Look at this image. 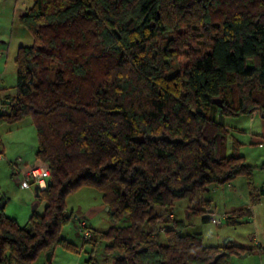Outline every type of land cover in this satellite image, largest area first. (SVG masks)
<instances>
[{"label": "trees", "instance_id": "obj_1", "mask_svg": "<svg viewBox=\"0 0 264 264\" xmlns=\"http://www.w3.org/2000/svg\"><path fill=\"white\" fill-rule=\"evenodd\" d=\"M18 21L31 42L17 48L0 122L31 121L35 162L50 176L43 211L25 224L0 209V264L74 252L59 231L73 220L65 197L80 187L100 192L113 224L89 226L85 264H227L252 250L207 246L156 208L186 199L187 210L208 212L211 186L251 183L240 143L208 112L264 118V0H34Z\"/></svg>", "mask_w": 264, "mask_h": 264}, {"label": "rangeland", "instance_id": "obj_2", "mask_svg": "<svg viewBox=\"0 0 264 264\" xmlns=\"http://www.w3.org/2000/svg\"><path fill=\"white\" fill-rule=\"evenodd\" d=\"M22 31L27 37H30L24 29ZM17 48L18 44L15 42L6 54L7 65L4 69L3 79L4 87L8 88L9 92L14 88L16 80L14 57ZM249 64L252 63L249 62ZM208 116L228 127L232 139L240 143L239 154L244 156L245 163L252 167L251 185H260L264 182V149L260 148L257 142L258 139H261L260 142L264 140V119L259 114L255 116V120H251V116L245 114L224 116L214 108L209 110ZM36 145L35 129L29 119L14 123L0 122V151L2 155L0 157V201H2L0 209L4 215L14 219L19 225L27 222L35 197L33 189L24 190L16 184L10 163L20 160L22 165H31L35 162ZM210 196H212V192L207 191L206 197L210 198ZM255 204L258 207L257 216L262 219V222L257 221L256 228L252 219L245 216H240L237 219L238 223L227 225L221 218L220 204H216L217 208L215 209L211 207L208 212L197 213L187 210V200L180 199L174 202L170 209L158 207L156 212L164 215L171 214L175 221L182 223L183 234L198 233L207 246H223L224 241L231 238V245L241 247L245 245L252 248L250 254H230L227 264H264V196ZM44 205V202L41 201L36 212L41 213ZM64 205L65 209L72 212L73 215L84 217L88 226L96 231H105L113 225L107 216L101 194L95 188L80 187L65 197ZM205 217L219 218L221 224L217 226L211 221H204ZM59 236L74 245L75 251H68L57 246L51 254L40 253L32 264H85V260L90 255V247L83 243L82 236L77 232L76 223L73 220L67 221L61 227ZM256 239L261 248L256 246ZM159 241L164 243V236L160 233ZM99 253L97 251L96 256L101 259L102 256Z\"/></svg>", "mask_w": 264, "mask_h": 264}, {"label": "crops", "instance_id": "obj_3", "mask_svg": "<svg viewBox=\"0 0 264 264\" xmlns=\"http://www.w3.org/2000/svg\"><path fill=\"white\" fill-rule=\"evenodd\" d=\"M33 1L34 0H0V105L3 99L12 98L15 93L14 88L9 92L8 88L4 87L3 76L4 69L7 65L6 54L8 49H10L15 42L18 46L21 42L24 44H29L31 42V38L27 37L22 31L23 27L20 25L18 18L25 13V11L32 5ZM257 115L258 113H253L249 116H251V120H255V116ZM260 140L258 139L257 142L259 143ZM262 185H264V182L260 185H251L245 176H237L222 185L211 186L207 191L212 192V196L207 198V191H205L204 198L210 201L209 209H211V207L213 209L217 208L216 204L221 205V218L224 222L226 218L231 216V214L239 212L248 219L251 218L256 228L257 221L259 222L260 220V222H262V219L257 216L258 207L255 204L256 202L254 204L251 203V195H256L258 192L257 189ZM257 195V201H260V198L264 196L260 194ZM172 218L173 216L169 214L168 219L170 220ZM230 241L231 238L227 239L226 243H230ZM223 245H225V243ZM256 246L261 248L257 239ZM242 247L249 248L245 245ZM251 252L252 250L249 253H245L250 254Z\"/></svg>", "mask_w": 264, "mask_h": 264}, {"label": "built area", "instance_id": "obj_4", "mask_svg": "<svg viewBox=\"0 0 264 264\" xmlns=\"http://www.w3.org/2000/svg\"><path fill=\"white\" fill-rule=\"evenodd\" d=\"M6 108L3 105H0V113H5ZM258 146L264 149V140L258 143ZM2 155L0 154V157ZM12 166V176L15 178L16 184L24 190H32L35 185L38 186L40 190L44 189L47 184V180L50 176L49 167L46 163H37L34 162L31 165L20 163V160H17L15 163H11ZM264 188V185H262ZM2 202V201H0ZM73 215V214H72ZM73 221L76 223L77 232L82 236L83 239H89L91 236V230L86 222V220L79 216L73 215ZM213 224H221L219 218H211ZM161 230H165L164 227Z\"/></svg>", "mask_w": 264, "mask_h": 264}, {"label": "water", "instance_id": "obj_5", "mask_svg": "<svg viewBox=\"0 0 264 264\" xmlns=\"http://www.w3.org/2000/svg\"><path fill=\"white\" fill-rule=\"evenodd\" d=\"M9 103H10V101L7 100V101H6V104H9ZM211 103H212L213 105H215L216 107H218V108H221V107H222V101H221V99L214 98V99L211 100ZM207 190H208V189H207ZM33 192H34V197H35L36 200H34L32 206H31V212H34V211L36 210L37 206H38V201H37V199L39 198V195H40V189L38 188L37 185H35V186L33 187ZM226 242H227V239L224 241V243L227 244ZM48 253L51 254L50 252H48ZM221 255H222V254H219L217 257H215L214 261H215L218 257H220ZM245 255H246V254H245ZM245 255H244V256H245Z\"/></svg>", "mask_w": 264, "mask_h": 264}]
</instances>
